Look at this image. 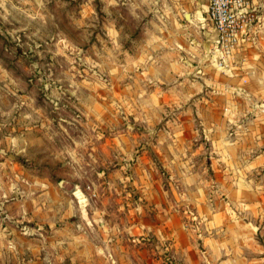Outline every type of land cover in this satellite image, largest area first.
<instances>
[{"label":"rangeland","instance_id":"1","mask_svg":"<svg viewBox=\"0 0 264 264\" xmlns=\"http://www.w3.org/2000/svg\"><path fill=\"white\" fill-rule=\"evenodd\" d=\"M154 1L0 0V219L24 204L34 227L0 264H192L155 233L200 246L225 221L264 244L263 204L230 196L238 184L264 196L252 159L264 143L249 147L248 120L214 107L211 82L164 60L173 36Z\"/></svg>","mask_w":264,"mask_h":264},{"label":"crops","instance_id":"2","mask_svg":"<svg viewBox=\"0 0 264 264\" xmlns=\"http://www.w3.org/2000/svg\"><path fill=\"white\" fill-rule=\"evenodd\" d=\"M253 3L259 13V31L256 43L249 51H246L244 60L235 63L237 65V63L244 62L240 71H234L233 68L229 70L205 68L204 64L214 53L215 44V33L207 18V0H162L161 5L154 9V13H159L162 17L161 23L155 21V25L172 31L171 36L174 37L170 38L168 44L166 43L169 49L164 50V60L174 64L175 67H180L181 64L184 74H193L203 78V86L211 82L216 93L214 107L230 112L228 114L230 119L234 117L238 119L242 115L248 120L250 128L247 135L253 143L249 147L264 143V112H261L264 111V0H253ZM149 42L147 41L150 48H154L152 41ZM170 66L173 68V65ZM199 66L201 69H197ZM240 94L244 96L240 97L241 99L237 96ZM248 112H250L249 115ZM221 122L225 123V121ZM222 140V136L218 135L215 142L223 157L231 158L234 149L229 148L231 145L221 147ZM252 159L256 163L255 166L261 164L257 162L264 161V147L256 150ZM17 194L18 192L15 197ZM230 196L234 200L247 201L245 204L252 209L259 204L264 206V196L254 192L247 184H238L230 189ZM13 203L18 205L17 202ZM204 205L200 204V213L205 215L212 213L209 209H205ZM23 206L24 204L17 210L20 218L13 217L14 215L8 212L5 216L7 219L5 217L0 219V257L1 255L12 256L17 252L20 238L23 240L26 238L19 233H30L27 224H24L27 222L28 226H31L29 218L22 214ZM41 211L40 215L43 216L44 211ZM215 215H213V221L210 222L211 225L214 224ZM40 217V221L35 224L38 228H44ZM33 228L31 226V230ZM221 229L224 232L220 233ZM38 233L43 236L44 232ZM155 235L156 238L170 240L174 238L178 241L182 251L192 258V264H264V244L259 241L256 232L249 227L247 222H223V228L220 227L215 233L201 236L200 246L195 244L198 235L194 233H155ZM39 242L42 240L39 239Z\"/></svg>","mask_w":264,"mask_h":264},{"label":"built area","instance_id":"3","mask_svg":"<svg viewBox=\"0 0 264 264\" xmlns=\"http://www.w3.org/2000/svg\"><path fill=\"white\" fill-rule=\"evenodd\" d=\"M257 11L253 0H207V18L215 33L212 59L218 69L229 70L244 60L248 47L257 40Z\"/></svg>","mask_w":264,"mask_h":264},{"label":"water","instance_id":"4","mask_svg":"<svg viewBox=\"0 0 264 264\" xmlns=\"http://www.w3.org/2000/svg\"><path fill=\"white\" fill-rule=\"evenodd\" d=\"M186 16V18H187V15H185Z\"/></svg>","mask_w":264,"mask_h":264}]
</instances>
